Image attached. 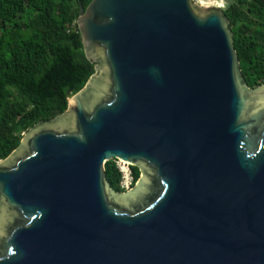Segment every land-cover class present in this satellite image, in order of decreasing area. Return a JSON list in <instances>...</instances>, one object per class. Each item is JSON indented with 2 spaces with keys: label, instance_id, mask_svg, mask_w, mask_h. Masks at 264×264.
Listing matches in <instances>:
<instances>
[{
  "label": "water",
  "instance_id": "95a60500",
  "mask_svg": "<svg viewBox=\"0 0 264 264\" xmlns=\"http://www.w3.org/2000/svg\"><path fill=\"white\" fill-rule=\"evenodd\" d=\"M78 25L94 75L0 161V264H264V84L223 9L93 0Z\"/></svg>",
  "mask_w": 264,
  "mask_h": 264
},
{
  "label": "trees",
  "instance_id": "16d2710c",
  "mask_svg": "<svg viewBox=\"0 0 264 264\" xmlns=\"http://www.w3.org/2000/svg\"><path fill=\"white\" fill-rule=\"evenodd\" d=\"M92 1L0 0V161L35 125L65 113L94 75L78 25L81 8ZM227 1L223 11L244 78L257 88L264 84V3ZM131 170L134 187L140 171ZM106 177L115 191H126L117 161L106 164Z\"/></svg>",
  "mask_w": 264,
  "mask_h": 264
},
{
  "label": "rangeland",
  "instance_id": "374dc122",
  "mask_svg": "<svg viewBox=\"0 0 264 264\" xmlns=\"http://www.w3.org/2000/svg\"><path fill=\"white\" fill-rule=\"evenodd\" d=\"M198 4L200 6H202V7H204V8L217 7V8H221V9L224 10L226 8L227 4H228V1L227 0H218V2H217V0H202V2L199 1ZM127 165H129V164H127V163H124L123 164V162L122 163H119L120 168L123 171L127 172V174L129 175L131 169H128V166ZM127 185H128V180H127Z\"/></svg>",
  "mask_w": 264,
  "mask_h": 264
},
{
  "label": "built area",
  "instance_id": "2783aa9c",
  "mask_svg": "<svg viewBox=\"0 0 264 264\" xmlns=\"http://www.w3.org/2000/svg\"><path fill=\"white\" fill-rule=\"evenodd\" d=\"M195 2L199 3V1L202 2V0H194ZM119 163H122V162H119L117 161V165H118V168L120 169V172L122 173V188H124L126 191L130 190L133 188V184H134V177H133V174H132V170L130 171L129 175L127 174V172L123 171L120 166H119ZM128 166V169H131V166L127 165ZM127 175V176H126ZM127 180H128V185H127Z\"/></svg>",
  "mask_w": 264,
  "mask_h": 264
},
{
  "label": "bare ground",
  "instance_id": "6f19581e",
  "mask_svg": "<svg viewBox=\"0 0 264 264\" xmlns=\"http://www.w3.org/2000/svg\"><path fill=\"white\" fill-rule=\"evenodd\" d=\"M124 163H127V162H123V164H124ZM127 164H128V163H127Z\"/></svg>",
  "mask_w": 264,
  "mask_h": 264
}]
</instances>
